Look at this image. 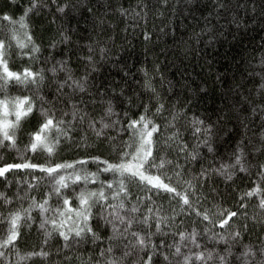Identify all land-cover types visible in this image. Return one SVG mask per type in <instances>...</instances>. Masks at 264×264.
<instances>
[{"label":"snow or ice","instance_id":"6c2138e0","mask_svg":"<svg viewBox=\"0 0 264 264\" xmlns=\"http://www.w3.org/2000/svg\"><path fill=\"white\" fill-rule=\"evenodd\" d=\"M41 3L42 0H29L18 17L8 10L0 11V149H14L18 156L21 150L24 153L47 154L45 162H33L24 155L22 162L0 163V178L4 180H8L10 169L39 173L23 179L15 177L17 188L12 195L0 190V202L9 209L7 213L0 212V264H20L33 258L48 261L51 255L47 248L48 238L53 234L62 237L63 248L54 250L56 260L51 264H61L62 259L71 260L72 252H75L73 243L79 247L89 241L94 245L97 241L102 242L96 254L99 258L94 260L91 252L87 255L76 253L78 264H264V238L244 240L249 228V214L242 209L247 207L248 198L254 194L261 215L257 220L253 213L251 219L264 224V160H251L244 144L247 137L237 140L234 151L229 154L230 162L217 158L219 166L216 163L211 167L201 164L197 172H191L190 168L185 171L186 166L202 157L201 145L206 146L209 152L214 151L216 123L187 113V105L173 108L163 124L148 115L149 111L153 115L163 112L164 102L144 68L143 86L155 94V107L146 102L143 111L135 117L125 112L123 115L127 117V123L123 124L113 99H105L104 88L93 90L92 73L99 71L97 65L101 60L108 59L105 55L106 41L101 43L89 38L79 42L88 53H78L79 58L85 61L79 75L70 62V49L59 57H54L51 51L42 57L44 46L34 36L27 19ZM56 7L58 12L63 13L70 7L74 9L75 5L71 0H56ZM119 11L127 14V9L123 7ZM144 35L148 37L151 34L146 31ZM70 39L65 26L59 38L51 39L47 47L55 49L57 43ZM14 52L21 61L27 58L28 63L13 66ZM261 62L264 63V60ZM60 74H63V79L59 78ZM52 85H55L54 91H51ZM45 86L50 90L51 98L45 95ZM261 87H264V81ZM12 89L19 91L12 92ZM116 91L111 88L112 93ZM119 91L124 94L123 87ZM85 94L88 97L100 95V102L104 105L102 115L92 117ZM126 99L131 105L132 98ZM57 104L61 105L59 114ZM260 110L264 113V104L260 105ZM189 116L195 138L191 146L182 136L187 128H182L180 123L181 118L189 122ZM31 119L35 123L29 128L27 124ZM86 119L97 136H102L108 128L126 136L119 146L113 145L117 149L116 159L84 154L73 160L54 161L62 140L71 138L68 129L73 123ZM22 133L27 141L20 144L18 141ZM108 138L114 139L111 136ZM261 138L264 140V131ZM169 149L183 154V163H180V156H169ZM249 151L264 153V143ZM92 161L96 162L95 170L86 166ZM253 167L258 169L259 178L239 193L243 203H239L238 209L214 204L201 210L200 201L206 197L198 186H202L210 174H220L230 181L238 171L248 172ZM101 172L110 173L112 178L102 179ZM91 182H97L99 186L90 187ZM41 183L44 190L37 198L32 193L41 187ZM133 183L148 186L144 197L137 193L133 198L134 193L130 190ZM20 185H25L23 190ZM161 191L169 195L170 201H175L167 211L152 200L153 194ZM193 198H196L195 201ZM24 200L28 201L27 207L23 206ZM145 200L152 201L155 207H146L141 215V205ZM14 201L21 203L13 207ZM213 207L215 211H212ZM34 209L38 210L37 217L32 215ZM193 214L195 218L190 228H184L185 221L179 217ZM37 222L44 240L38 249L22 253L18 248L21 230ZM101 222L107 235H101L97 230ZM217 225L222 228L217 229ZM63 250L71 251L62 258L60 253ZM13 254L15 260L12 259Z\"/></svg>","mask_w":264,"mask_h":264},{"label":"trees","instance_id":"16d2710c","mask_svg":"<svg viewBox=\"0 0 264 264\" xmlns=\"http://www.w3.org/2000/svg\"><path fill=\"white\" fill-rule=\"evenodd\" d=\"M28 3L29 0H0V11L8 10L14 17H18ZM71 3L75 5L74 9L70 7L60 13L57 11L56 0H42L41 5L29 14L27 19L31 30L38 42L44 46L41 56L51 51L54 57H59L70 49V62L79 75L85 61L79 58L78 53L82 51L85 55L88 54L79 42L89 38L101 43L106 41L105 55L108 59L101 60L97 65L99 71L92 73L93 90L104 88L105 99H113L123 124L127 123V117L123 115L125 112L129 113L130 117H135L143 111L144 103L148 102L152 108L155 107V94L143 86L145 73L142 69L146 68L164 102L163 112L153 115V112L149 111L148 115L163 124L173 108L187 105V113L206 122L216 123L213 136L214 151L209 152L206 146L201 145L202 157L186 166L185 171L190 168L191 172H197L201 164L211 167L216 163L219 166L217 158L230 162L229 154L234 151L237 140L242 136L247 137L244 144L251 160H264V153L249 151L264 143L261 138V132L264 131V113L260 110V105L264 104V87H261L264 81V63L261 62L264 60V0H71ZM120 7L127 9V14L121 13ZM65 26L71 39L57 43L55 49H49L47 45L50 40L59 38V33L65 30ZM146 31L151 35L146 37ZM21 37L23 38V30ZM21 63H28L27 58L21 61L14 52L13 66L19 67ZM59 78L63 79V74H60ZM121 87L124 88L123 95L119 91ZM54 88L55 85H52L51 91H54ZM111 88L117 91L112 93ZM49 92L45 86V95L51 98ZM126 97L132 98L131 105ZM85 99L93 118L103 114L101 109L104 105L100 102L99 94L95 97L85 94ZM61 100H64L63 96ZM64 103L66 105V101ZM56 107L59 114L61 105L57 104ZM33 123L34 119L29 120L27 127L30 128ZM180 123L182 128H187L186 132H182V136L191 146L195 138L190 116L189 122L181 118ZM68 131L71 138L62 140L54 161L73 160L84 154L103 155L106 159L115 160L117 149H114L113 145L119 146L126 139L123 133L118 134L112 128L105 129L102 136H97L89 127L87 119L73 123ZM109 136L114 139L109 140ZM26 141L27 137L22 133L18 142L23 144ZM168 154L173 158L180 156V163H183V154L174 149H169ZM24 155L33 162H45L47 159V154L43 152L24 153L21 150L18 156L14 149H0V163H19ZM86 166L95 170L96 162H89ZM257 173L258 169L255 167L250 168L248 172L238 171L230 181L220 174H210L203 185L198 186V190L206 197L200 201L201 210L214 204L238 209L239 203H243L239 193L253 185L259 178ZM30 174L39 173L35 170L10 169L8 180L0 178V190L12 195L17 188L15 177L23 179ZM100 175L102 179L112 178L110 173L101 172ZM89 186L99 185L97 182H91ZM24 187L25 185H20L21 190ZM147 187L133 183L130 186L134 193L133 198L137 193L144 197ZM43 190L41 183V187L32 194L39 198ZM193 199L195 201L196 198ZM152 200L165 211L169 209L170 204H175L163 191L153 194ZM20 203L21 201H14L13 207ZM22 203L27 207V200ZM148 206L155 207L152 201L145 200L141 205V215ZM8 210L0 202V212L7 213ZM212 211H215L214 207ZM242 211L249 214V228L244 240L256 241L264 238V224L253 222L251 219L253 213L256 214L257 220L261 215L255 194L248 198V205ZM37 213L38 210L34 209L32 215L37 217ZM194 218V214L179 217L185 221L184 228H190ZM236 222L239 223L240 220L237 219ZM197 226L200 227L199 220ZM220 228L222 226L217 225V229ZM97 230L101 235H107L102 222ZM43 240V232L38 229V222L33 223L22 228L18 248L22 253L38 249ZM101 243L97 241L94 245L89 241L79 247L73 243L75 252H72V259H62L61 264H78L76 253L87 255L91 252L92 258L98 259L96 254ZM57 247L63 248V239L53 234L48 238L47 248L51 251L48 261L33 258L31 261H21L20 264H51L56 260L54 250ZM70 251L63 250L60 256L66 257ZM12 259H16L15 254Z\"/></svg>","mask_w":264,"mask_h":264}]
</instances>
